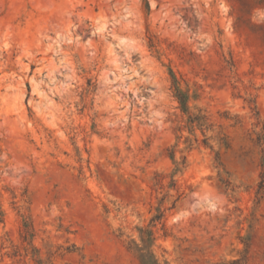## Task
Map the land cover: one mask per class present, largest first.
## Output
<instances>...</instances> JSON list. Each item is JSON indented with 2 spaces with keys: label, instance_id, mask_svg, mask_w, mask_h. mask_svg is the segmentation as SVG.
Masks as SVG:
<instances>
[{
  "label": "rangeland",
  "instance_id": "rangeland-1",
  "mask_svg": "<svg viewBox=\"0 0 264 264\" xmlns=\"http://www.w3.org/2000/svg\"><path fill=\"white\" fill-rule=\"evenodd\" d=\"M263 159L264 0H0V264H264Z\"/></svg>",
  "mask_w": 264,
  "mask_h": 264
},
{
  "label": "trees",
  "instance_id": "trees-1",
  "mask_svg": "<svg viewBox=\"0 0 264 264\" xmlns=\"http://www.w3.org/2000/svg\"><path fill=\"white\" fill-rule=\"evenodd\" d=\"M154 46V45H152ZM171 75L173 77V87L175 89V97L180 105V108L182 110V112L184 114L188 115V124L190 127L194 128V127H198L200 129L206 128L207 126V118L204 115L199 114H191L189 112L190 108H189V101H190V95H189V90L184 91L180 88V84L177 81V79L175 78L173 72H171ZM195 98L197 97L196 95L194 96ZM204 144L207 145V142L204 141ZM264 160V159H263ZM226 186L228 187V189L231 186L230 182H225ZM232 190V189H231ZM264 190V177L262 182L260 183V191L259 193H262V191ZM233 191V190H232ZM162 217V214H160V216L157 217V219H160ZM28 232H26L25 234V238L28 236L27 234ZM142 235H143V241L144 243H150V242H154V236H153V232H150L148 230H143L142 231ZM150 258L153 259V262H150L149 259L147 258L146 255L142 256V264H158V262L156 260H154V255L152 253H149ZM226 264H246L244 259H237V260H233L230 261Z\"/></svg>",
  "mask_w": 264,
  "mask_h": 264
}]
</instances>
